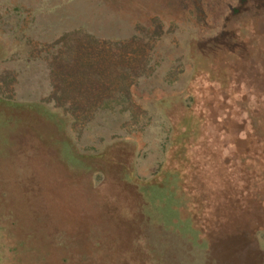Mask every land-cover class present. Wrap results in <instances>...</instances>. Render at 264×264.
Segmentation results:
<instances>
[{
    "label": "rangeland",
    "instance_id": "374dc122",
    "mask_svg": "<svg viewBox=\"0 0 264 264\" xmlns=\"http://www.w3.org/2000/svg\"><path fill=\"white\" fill-rule=\"evenodd\" d=\"M0 264H264V0H0Z\"/></svg>",
    "mask_w": 264,
    "mask_h": 264
},
{
    "label": "trees",
    "instance_id": "16d2710c",
    "mask_svg": "<svg viewBox=\"0 0 264 264\" xmlns=\"http://www.w3.org/2000/svg\"><path fill=\"white\" fill-rule=\"evenodd\" d=\"M73 35H74L73 33H67L66 35H64V37H62L59 40V44H62V46H60V48L58 49V51H56V53H54L49 58H47V64L50 69V76H51L50 78L52 81V89H53L52 96L55 98H58V93H61V94L65 93L63 96H61L62 98L67 95H72L74 91L76 92L79 91L81 84L83 83L82 80H80V74L84 73L86 75V77L83 78V81L86 82V85L93 86L95 83V80L92 77V75L106 71V68L101 67V65L103 66L102 63H104L102 60H96V61L93 60V62H90L89 57L87 56L86 52H85L84 57L82 55H79L80 45H78V47H73L70 44L72 42ZM137 39L138 37L136 36V37L131 38L125 43L118 42L115 45L118 48H121V46L125 47V45L127 46L130 43L131 44L136 43ZM88 40L92 42L96 41L93 38H89ZM132 60H133V63H132ZM132 60H129L128 65L125 67L123 66L121 67V65H124V63L121 62V59L116 60L113 64L115 66V69L113 70L112 73L117 78L114 81L120 87H121V73H123L125 69L133 70L138 66L140 67L144 66V62H146L144 57L137 59V60L136 59H132ZM121 68H124V70L121 71ZM122 77H124V75H122ZM86 99L90 100V97L87 95ZM178 174L179 172L175 173L173 176L177 178L179 177ZM178 183L181 184L182 182L179 181ZM196 190H197V187H196ZM142 194H146V192H143L141 190L140 195L142 196ZM205 199L206 200H203V203H200L198 206V207H201V210L191 211L192 212L190 216L191 218L192 217L194 218L196 216L198 217L200 215L202 216L201 211L203 212L205 210L203 206L207 207L206 208L207 211L210 209V207L212 206V199L209 196L205 197ZM142 201H143V205L144 203L146 204L145 198H143V196H142ZM151 203L155 204V209L158 211V216L155 214L156 221L158 218L166 219L168 218L167 215H170L171 217L173 213L176 214L175 213L176 211L174 210V208L170 207L169 203L168 204L164 203L163 200H161V203L156 204L155 201ZM147 204L150 205V203H147ZM160 221H163V220H160ZM158 222L159 221H157V223ZM166 222H168L169 225L171 226V219L170 220L168 219ZM192 235H193V240L196 241V243L200 242L199 244L205 248L206 246L205 243L202 240H200V238H197L196 235L194 234ZM198 239H199V242L197 241Z\"/></svg>",
    "mask_w": 264,
    "mask_h": 264
}]
</instances>
